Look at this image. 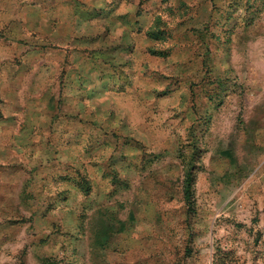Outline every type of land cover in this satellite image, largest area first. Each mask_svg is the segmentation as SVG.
<instances>
[{"label":"rangeland","instance_id":"1","mask_svg":"<svg viewBox=\"0 0 264 264\" xmlns=\"http://www.w3.org/2000/svg\"><path fill=\"white\" fill-rule=\"evenodd\" d=\"M76 2L0 68V264H264V0Z\"/></svg>","mask_w":264,"mask_h":264},{"label":"crops","instance_id":"2","mask_svg":"<svg viewBox=\"0 0 264 264\" xmlns=\"http://www.w3.org/2000/svg\"><path fill=\"white\" fill-rule=\"evenodd\" d=\"M76 1L77 0H42L36 16L30 17L27 13L24 16L20 2L17 3L15 0H0V30H5V35L0 36V46L3 47V45H5V48H0V58H6L5 64L2 65L1 63L0 68H5L7 73L11 71L10 78L6 77V81L10 83V86H8L9 89L14 87L13 85L15 82L19 84L23 83L22 87H24V85L30 81V78H25L24 75L21 77L16 76L14 79V74L19 73L20 70L22 73H26V68L25 66H14L11 64L9 58L14 57L15 54L22 58H28V56L35 57L36 54V57L40 58L42 55L45 56L46 54L45 50H40L46 48L43 44L38 46L40 49H36V53L28 51L24 49V47L18 50L16 48L17 45L25 43L27 39H29V41L30 39H34L33 36H38L37 38L41 43H44V41L45 43L47 41H53L57 44L69 43L70 39L68 37L75 35V33L79 31L78 27H80V29L84 28V31H86L85 29H87V27L95 24L94 18L77 17ZM119 4L120 2L117 3V5ZM122 18L123 17H121V19ZM121 19L117 18L116 22L122 23ZM103 22L106 25L110 23V20L104 19ZM31 69V73L36 70L39 85H44L51 81L52 78L46 77V72L48 75L58 73V71L56 72L57 69L52 70L43 66L42 61L32 66ZM91 71L93 72L90 67L89 72L92 74ZM103 71V74H111L108 64H103ZM87 72L88 70L85 73L86 78ZM68 75L71 76L69 77V82L73 80V82L77 84L78 75L76 73L73 75L69 73ZM56 80H58V84L61 83L59 79H53V83L56 84ZM110 80L111 78H109V81ZM22 87L18 85V88Z\"/></svg>","mask_w":264,"mask_h":264},{"label":"trees","instance_id":"3","mask_svg":"<svg viewBox=\"0 0 264 264\" xmlns=\"http://www.w3.org/2000/svg\"><path fill=\"white\" fill-rule=\"evenodd\" d=\"M192 185H193V178L191 177V175L187 176L185 179V187H184V195L185 198L187 200V202L189 203V209L192 210V206H193V189H192Z\"/></svg>","mask_w":264,"mask_h":264}]
</instances>
